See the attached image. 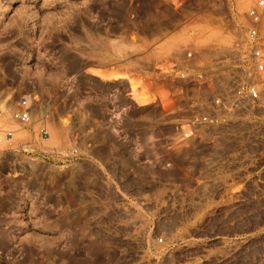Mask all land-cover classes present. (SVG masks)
<instances>
[{
  "label": "rangeland",
  "instance_id": "obj_1",
  "mask_svg": "<svg viewBox=\"0 0 264 264\" xmlns=\"http://www.w3.org/2000/svg\"><path fill=\"white\" fill-rule=\"evenodd\" d=\"M256 1L0 0V264H264V146L209 144L148 91Z\"/></svg>",
  "mask_w": 264,
  "mask_h": 264
},
{
  "label": "built area",
  "instance_id": "obj_2",
  "mask_svg": "<svg viewBox=\"0 0 264 264\" xmlns=\"http://www.w3.org/2000/svg\"><path fill=\"white\" fill-rule=\"evenodd\" d=\"M228 33L227 45L204 53L187 48L157 63L148 91L154 104L180 115L178 125L200 130L209 144L264 146V0L256 1L245 27ZM28 102L20 99L13 120L30 122ZM41 132L49 136L46 129Z\"/></svg>",
  "mask_w": 264,
  "mask_h": 264
},
{
  "label": "bare ground",
  "instance_id": "obj_3",
  "mask_svg": "<svg viewBox=\"0 0 264 264\" xmlns=\"http://www.w3.org/2000/svg\"><path fill=\"white\" fill-rule=\"evenodd\" d=\"M95 72V71H94ZM96 74L95 75H101L99 72H98V70H96V72H95ZM134 81H132V83H133ZM136 87H137V84H136ZM144 87V86H143ZM130 88V87H129ZM133 89H135V88H133V85H132V90ZM140 90V89H139ZM134 92H136V90L134 91ZM138 92V91H137ZM145 94H146V92H144ZM143 92H138V96H137V99L138 100H140L141 102H147V97H146V95L144 94Z\"/></svg>",
  "mask_w": 264,
  "mask_h": 264
}]
</instances>
